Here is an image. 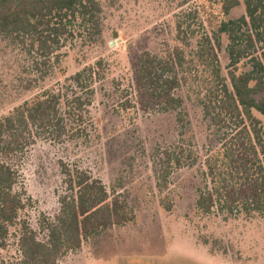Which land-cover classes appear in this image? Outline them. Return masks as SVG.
<instances>
[{
  "label": "rangeland",
  "instance_id": "1",
  "mask_svg": "<svg viewBox=\"0 0 264 264\" xmlns=\"http://www.w3.org/2000/svg\"><path fill=\"white\" fill-rule=\"evenodd\" d=\"M184 1L99 0V41L64 43L44 76L35 70L41 61L34 52L0 36V118L86 67L101 63L104 69L95 84L88 136L37 139L12 162L24 202L18 222H27L40 241L48 238L43 225L55 221L61 199L72 194L64 172H87L135 214L131 223L88 239L59 264H264V215L223 203L206 214L198 205L214 188L210 168L230 178L225 155L232 134L204 111L215 83L212 67L196 54L203 36L214 44L220 22L242 17L245 8L242 3L224 16L221 0ZM227 46L222 35L217 52L224 76ZM177 49L185 57L179 69L184 82L175 93L181 106L164 111L142 96L136 61L144 53L169 58ZM256 115L264 135V117ZM18 228L0 249V264H20Z\"/></svg>",
  "mask_w": 264,
  "mask_h": 264
},
{
  "label": "trees",
  "instance_id": "2",
  "mask_svg": "<svg viewBox=\"0 0 264 264\" xmlns=\"http://www.w3.org/2000/svg\"><path fill=\"white\" fill-rule=\"evenodd\" d=\"M242 3L245 15L220 22L213 32L214 44L208 35L203 36L196 54L212 67L215 83L204 101V111L215 126L232 134L225 155L230 178H220L210 168L214 188L198 200L206 214L216 203H223L264 215V135L256 115L264 117V0H221V13L228 16ZM102 12L99 0H0V36L34 52L41 61L35 70L44 76L64 43L79 37L90 44L99 41ZM222 35L228 41L226 76L221 74L217 52ZM184 61V53L178 49L169 58L140 55L135 72L142 96L164 111L178 110L181 101L175 93L184 82L179 74ZM103 76L101 63L86 67L65 84L42 91L0 118V249L8 246L11 229L19 225L20 264H59L88 239L135 219L128 204L110 195L100 180L76 171L64 172L72 194L61 199L55 221L43 225L47 241H40L27 222H18L24 202L16 190L19 173L12 162L37 139L60 142L88 136L95 84ZM25 87L30 89L32 84Z\"/></svg>",
  "mask_w": 264,
  "mask_h": 264
}]
</instances>
